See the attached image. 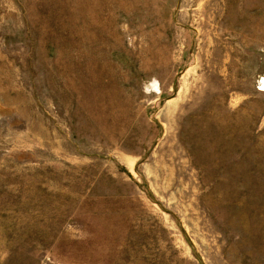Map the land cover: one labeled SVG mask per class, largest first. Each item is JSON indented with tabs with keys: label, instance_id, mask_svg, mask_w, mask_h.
Segmentation results:
<instances>
[{
	"label": "rangeland",
	"instance_id": "374dc122",
	"mask_svg": "<svg viewBox=\"0 0 264 264\" xmlns=\"http://www.w3.org/2000/svg\"><path fill=\"white\" fill-rule=\"evenodd\" d=\"M0 264H264V0H0Z\"/></svg>",
	"mask_w": 264,
	"mask_h": 264
}]
</instances>
